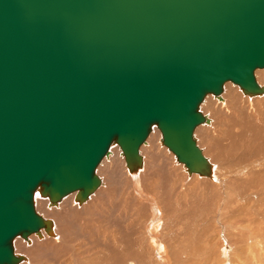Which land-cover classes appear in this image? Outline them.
Instances as JSON below:
<instances>
[{
    "label": "water",
    "instance_id": "1",
    "mask_svg": "<svg viewBox=\"0 0 264 264\" xmlns=\"http://www.w3.org/2000/svg\"><path fill=\"white\" fill-rule=\"evenodd\" d=\"M264 0H0V264L52 219L36 207L101 184L118 145L131 172L156 127L189 175L212 164L196 128L225 84L264 94Z\"/></svg>",
    "mask_w": 264,
    "mask_h": 264
},
{
    "label": "bare ground",
    "instance_id": "2",
    "mask_svg": "<svg viewBox=\"0 0 264 264\" xmlns=\"http://www.w3.org/2000/svg\"><path fill=\"white\" fill-rule=\"evenodd\" d=\"M255 73L263 85L264 68ZM244 99L255 100L258 110L250 112L255 104L243 105ZM201 110L213 119L195 130L212 164L209 176L189 175L161 142L156 127L140 148L144 164L134 172L115 145L98 166L101 184L85 201H76V192L56 205H50L46 197H36L37 210L52 219L54 233L42 228V237L36 233L29 236L30 241L16 237L15 251L26 256L18 264H184L186 252L216 251L211 245L213 233L220 240V256L230 258L242 252L233 242L231 228L240 229L247 222L253 228L240 229L238 243L247 235L251 241L264 238L263 208L256 206L264 204V94L249 96L228 81L222 100L210 93ZM162 148L171 152L175 164L162 156ZM177 166L190 179L181 180ZM165 225L167 237L162 233ZM33 241L39 249L32 254L37 247ZM86 253L92 255L86 257Z\"/></svg>",
    "mask_w": 264,
    "mask_h": 264
},
{
    "label": "rangeland",
    "instance_id": "3",
    "mask_svg": "<svg viewBox=\"0 0 264 264\" xmlns=\"http://www.w3.org/2000/svg\"><path fill=\"white\" fill-rule=\"evenodd\" d=\"M262 78V77H261ZM238 90V89H237ZM238 92L240 93V94H242L241 93V90H238ZM242 101H244L243 102V105H247V102H248V104H250L249 106L250 107H252V105L253 104H255L254 105V107H252L251 109L252 110H250V112L251 111H253L254 113H255V111H254V109H255V107H256V111L258 110V106L256 105V102H255V100H253L254 101V103H253V101H250V103H249V101L247 100V99H244V100H242ZM252 104V105H251ZM233 107H235L234 105H232ZM203 112H206V111H203ZM213 113V112H212ZM253 114V113H252ZM215 117V116H214ZM209 118H210V120L211 121H213V119L211 118V115L209 116ZM220 128H222L221 126H220ZM163 147L164 148H166L164 145H163ZM163 149V148H162ZM163 152L164 153H162V156H167L168 157V160H169V162L171 163H174L175 162V160H172L171 159V157L169 156V154H171V152H166L164 149H163ZM164 154V155H163ZM165 158V157H164ZM175 164V163H174ZM176 166V165H175ZM178 167V166H177ZM179 168V167H178ZM180 174H181V180H183L184 178H186V177H188L187 176V174L185 173V172H183V170L181 171V169L179 168V170H177ZM102 175H104V177H105V180H106V184L108 185L109 184V182L107 181V178H106V176H105V172L104 173H102ZM101 175V176H102ZM185 175V176H184ZM189 178V177H188ZM187 178V179H188ZM190 179V178H189ZM196 181H194V185H195V183H197L198 182V180L197 179H195ZM190 183V182H189ZM184 184V183H183ZM189 185V184H188ZM114 186H116L117 188H119V189H121V187H118V185H114ZM113 186V187H114ZM115 187V188H116ZM116 188V189H117ZM149 189V188H148ZM207 193H208V195H210V192L207 190ZM200 194L202 195V194H205V193H201L200 192ZM206 195V194H205ZM203 196V195H202ZM207 196V195H206ZM204 197V196H203ZM256 206H258V208H259V206H260V208H263V209H261V216H260V219L261 220H264V219H262V217L264 218V204H262V205H260L259 203L258 204H256ZM263 206V207H262ZM54 209V208H53ZM256 209H257V207H256ZM259 210V209H258ZM260 211V210H259ZM254 217H257V216H255L254 215ZM258 220V222H263V221H261V220ZM249 226V223L247 222V223H244L243 225H242V227L240 228V229H243L244 227V230L247 228V227ZM251 228H253L252 227V225H251V227H248V230L250 231L251 230ZM240 229H238V228H231V232H232V237L235 239H233V242L234 243H236L235 245H236V247L237 248H242V252H241V254L240 255H236V256H234V255H232L230 258H224V257H222V256H220L221 255V251H220V245L218 244V241H220L219 240V237H218V234H214L213 233V241H212V243H211V245H214L213 247L215 248V250L216 251H214L213 253H210V252H205V251H203V252H200L201 250L199 249V251H196L195 253L193 252H186L185 254H183V261H184V264H264V238H253L254 240L253 241H251V240H249V238L251 237V236H249V235H247L246 236V238L244 239V242L242 243V244H240V243H238L237 242V240L239 239V234L240 233H242L241 231L242 230H240ZM254 229H256V228H254ZM247 230V229H246ZM245 230V231H246ZM247 232V231H246ZM162 233H164V234H166V237H167V235L169 234V231L168 230H166V225L164 226V230L162 231ZM198 233V232H197ZM236 233V234H235ZM234 234V235H233ZM251 235V234H250ZM160 236V235H159ZM200 236V233H199V235H196L195 237V239H198V237ZM194 239V240H195ZM24 240V239H23ZM197 241V240H196ZM202 241V240H201ZM35 244H36V242L35 241H33ZM194 243H195V241H194ZM170 244V243H169ZM196 244V243H195ZM216 244V245H215ZM37 245V244H36ZM75 245V244H74ZM77 245V244H76ZM75 245V246H76ZM239 245V246H238ZM29 247L31 248L32 247V244L31 245H29ZM191 247H194V246H189V248H191ZM76 248H78V245L76 246ZM39 249V247H38V245H37V247H36V249H34L33 251H32V254L33 253H35L37 250ZM245 250V251H244ZM40 252H43V250H40ZM192 254V255H191ZM90 256V255H92V253H86L85 254V256L87 257V256ZM85 256L83 257V258H85ZM193 256V257H192ZM85 260H86V258H85ZM229 260V261H228ZM190 262V263H189ZM232 262V263H231ZM92 264H94V263H92ZM173 264H176V263H174L173 262Z\"/></svg>",
    "mask_w": 264,
    "mask_h": 264
}]
</instances>
